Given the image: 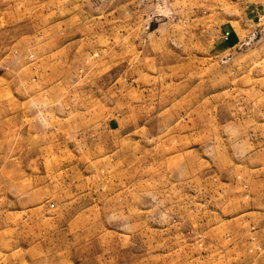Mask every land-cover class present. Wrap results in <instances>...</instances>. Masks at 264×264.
I'll list each match as a JSON object with an SVG mask.
<instances>
[{
  "label": "rangeland",
  "instance_id": "obj_1",
  "mask_svg": "<svg viewBox=\"0 0 264 264\" xmlns=\"http://www.w3.org/2000/svg\"><path fill=\"white\" fill-rule=\"evenodd\" d=\"M0 264H264V0H0Z\"/></svg>",
  "mask_w": 264,
  "mask_h": 264
}]
</instances>
